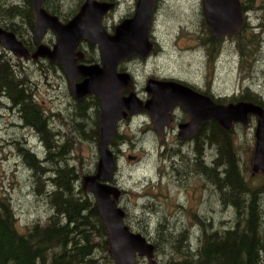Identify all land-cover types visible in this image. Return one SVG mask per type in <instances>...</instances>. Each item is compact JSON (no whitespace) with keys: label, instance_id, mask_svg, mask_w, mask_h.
<instances>
[{"label":"rangeland","instance_id":"rangeland-1","mask_svg":"<svg viewBox=\"0 0 264 264\" xmlns=\"http://www.w3.org/2000/svg\"><path fill=\"white\" fill-rule=\"evenodd\" d=\"M136 1L116 0L117 6L102 21L107 33L112 34L121 20L133 15ZM240 1L244 29L238 38L215 41L218 44L213 50L218 57L212 64L208 58L211 48L205 42L211 36L204 21L201 0H157L149 29L150 41L155 45L154 54L145 61L133 58L134 61L121 65L122 71L134 80L132 92L136 97L143 103L150 99L145 87L152 79L180 82L212 95L214 101L223 100L222 105L240 96H256L264 105V0ZM13 3L21 6L22 0H0V27L9 24L3 9ZM62 3L61 11L69 13L78 0H60V6ZM19 32L25 37L26 26ZM42 43L52 46L54 35L48 31ZM245 45V53L257 54L241 59L239 47ZM81 48L85 50V44ZM85 54L91 61L100 62L99 50L94 53L88 49ZM6 56L15 71H25L30 92L56 135L54 141L69 144L66 161L80 173L82 184L84 177L96 173L97 142L75 131L77 104L64 72L60 66L51 72L45 63L23 61L9 53ZM95 99L91 96L88 100L87 122L94 116L96 119L95 109H92ZM188 117L179 106L174 114L175 121L162 132L164 137L160 140L150 115L143 111L119 123L118 136L122 142L110 148L115 167L110 184L123 191L118 206L126 214L124 224L158 247L153 264H175L183 260L180 254L170 251L169 246L159 243L164 236L165 240L170 234L173 237L180 234L179 239L193 248L202 230L201 223L212 231H224L233 226V210L224 207L213 184L193 170L201 162L210 166L204 156L210 154L211 159H208L213 161L214 151L202 146L200 154L195 153L194 137L179 139L177 136V125L187 123ZM255 125L252 117L248 125L235 124L230 130L241 172L252 184L264 180L263 173L252 171ZM20 148L29 149L42 160L48 156L37 133L25 126L17 111L6 103L0 109V197L10 201L16 229L23 234L36 223L45 224L51 216L45 195L53 189V177L52 173L42 174L37 186L33 172L18 152ZM160 225L165 231L162 236L158 234ZM136 264L149 262L143 257L137 258Z\"/></svg>","mask_w":264,"mask_h":264},{"label":"trees","instance_id":"trees-1","mask_svg":"<svg viewBox=\"0 0 264 264\" xmlns=\"http://www.w3.org/2000/svg\"><path fill=\"white\" fill-rule=\"evenodd\" d=\"M59 2L60 0H45L43 8L60 21L68 22L78 13L84 0H78L75 8L69 13L61 11L64 3L60 6ZM155 2L157 3V0ZM3 11L9 24L1 27L14 33L25 48L33 52L34 18L30 1L22 0L21 6L10 4ZM24 26L27 31L25 37L19 32ZM243 29L234 38H238ZM205 42L211 48L208 58L213 64L218 57L213 49L218 43L211 37ZM239 50L241 59L257 54L245 53L246 45L239 47ZM6 54L0 49V109L6 106V103L10 104V108L17 111L25 126L39 136L48 155L45 160L36 157L29 149L20 148L18 152L33 172L37 186L42 181V174L52 173L53 189L45 195L52 211L51 216L45 224L36 223L23 234L16 229L10 201L0 197V264H114L109 255L107 230L98 212L96 201L82 188L80 173L66 161L70 151L69 144L54 141L56 135L49 128L47 117L45 118L43 110L30 92L29 82L24 76L25 71H15ZM84 59L87 62L91 61L86 54ZM36 63L40 65L45 63L51 72L57 67L60 69L57 63L43 61ZM241 101L264 108L256 96H240L229 103ZM216 102L224 103L223 100ZM96 103L93 104L96 119L95 116L94 119H88L90 124L87 122L88 107L86 109L85 105L78 101L77 117L73 123L78 134L95 138L97 142L98 101ZM94 129L97 132L96 137ZM232 135V132L223 130L214 121L202 124L193 138L195 153H199L202 146H208L214 151L215 159L210 160V154H207L204 158L210 166L201 162L193 170L195 173H201L212 183L219 194L221 204L233 210V226L224 231H212L207 229L205 223H201L202 230L193 248L179 239L180 234L174 237L170 234L166 236V241L165 236L162 237L159 243L163 247L169 246L170 251L177 252L183 258L182 262L175 264H264V180L252 184L243 176ZM120 142L122 138L117 135L114 143ZM163 228L160 225L158 229L161 236L165 232ZM153 246L155 253L158 247Z\"/></svg>","mask_w":264,"mask_h":264},{"label":"water","instance_id":"water-1","mask_svg":"<svg viewBox=\"0 0 264 264\" xmlns=\"http://www.w3.org/2000/svg\"><path fill=\"white\" fill-rule=\"evenodd\" d=\"M44 0H30L34 17V43L30 53L14 33L0 27V47L23 61L38 59L57 63L64 72L72 97L76 100L94 96L100 102V127L97 151L99 159L94 176H86L82 188L96 201L98 212L107 230L109 255L115 264H136L145 258L153 264L154 246L142 235L134 233L124 224L125 212L118 206L119 188L110 184L114 173V159L110 145L117 134L118 122L142 111L150 115L154 131L161 135L170 126V114L180 106L189 116V122L178 126V137L191 139L199 127L214 121L230 131L234 124L247 125L249 117L256 120L253 173L264 174V108L251 102L222 105L210 97L193 91L174 81L148 80L145 91L150 99L144 103L131 92L132 79L117 71L118 65L131 57L146 59L154 50L149 29L155 0H137L130 18L122 20L112 35L102 27L104 17L114 8L110 2L85 0L78 13L67 23L49 14ZM204 21L214 40L234 37L243 27V9L240 0H201ZM54 35L52 48L42 39L47 32ZM96 45L100 51V64H78L83 60L79 45ZM123 90L130 91L123 96Z\"/></svg>","mask_w":264,"mask_h":264},{"label":"flooded vegetation","instance_id":"flooded-vegetation-1","mask_svg":"<svg viewBox=\"0 0 264 264\" xmlns=\"http://www.w3.org/2000/svg\"><path fill=\"white\" fill-rule=\"evenodd\" d=\"M30 1V0H29ZM85 1V0H84ZM98 1V0H97ZM115 1V2H114ZM44 2H45V0L43 1V3H42V7H43V4H44ZM100 2H103V1H100ZM108 2H110V3H113L114 4V8L117 6V3H116V0H108ZM84 3V2H83ZM82 6V5H81ZM113 8V9H114ZM80 9V8H79ZM112 11V10H111ZM110 11V12H111ZM109 12V13H110ZM108 13V14H109ZM107 14V15H108ZM106 15V16H107ZM105 18V17H104ZM71 20V19H70ZM69 20V21H70ZM124 20V19H123ZM68 21V22H69ZM122 21V20H121ZM120 21V22H121ZM61 23H63V24H65V23H67V22H62V21H60ZM116 27V26H115ZM114 27V28H115ZM114 28H113V32H114ZM104 30H105V27L103 28ZM113 32H112V34H113ZM48 33V32H47ZM46 33V34H47ZM109 34V33H108ZM112 34H110V35H112ZM226 38V37H225ZM225 38H222L221 40H214V39H212L213 41H216V42H218V41H223V39H225ZM85 44V46H86V49L85 50H83L82 51V46ZM35 45V44H34ZM154 45V44H153ZM53 46V45H52ZM52 46H49V47H52ZM98 47L96 46V45H90L89 43H86V42H84V43H82L81 45H80V47H79V51H81L84 55H85V53H87L88 52V49H91V50H94V53L96 52L97 53V50H99V49H97ZM36 50V45L34 46V49H33V52ZM154 51H155V45H154ZM33 52H31V53H33ZM99 53H100V51H99ZM151 54H154V53H151ZM149 57V56H148ZM133 58H134V60L136 59V60H142V61H145L146 59H140V58H138V57H136V56H134V57H131V58H129V59H126V60H124L123 62H121L119 65H118V68H117V71L118 72H120V73H126V72H124V71H122L123 69L121 68V65L123 64V63H126V62H131L132 60H133ZM133 60V61H134ZM100 62H101V60H100ZM100 62L98 61V63H96V62H94V61H90V62H87V61H85V59H84V57H83V60H81V62H78V64H85V65H92V64H100ZM128 74V73H127ZM131 77V76H130ZM131 79H132V89H133V86H134V80H133V78L131 77ZM180 83V82H179ZM182 84V83H181ZM184 86H186V85H184ZM187 87H188V85H187ZM189 88H191L193 91H195V92H198V91H196L195 89H193L192 87H190L189 86ZM130 91H132V90H130ZM130 91H128V90H123V96H127L128 94H129V92ZM198 93H200V92H198ZM201 94H203V95H205V96H208V97H210L212 100H213V97H212V95H210V94H208V95H206L205 93H201ZM91 98V95L90 96H86V97H84V98H82V99H79V100H75L74 99V101H79V102H81V103H83V104H85V107H86V109H87V107L89 106L87 103H88V100ZM217 100V99H216ZM95 101V100H94ZM96 101H98V112H97V116H98V125H97V128H98V132H99V127H100V109H101V107H100V102H99V100L96 98ZM96 101H95V103H96ZM77 102H75L76 104H77ZM94 103V104H95ZM97 104V103H96ZM94 107L92 106V109H93ZM178 108H179V106H177V107H175L174 109H173V111L171 112V114H170V117H171V124H173V122L175 121V120H173V118H174V114H175V112H176V110H178ZM143 112V111H142ZM95 114H96V110H95ZM138 115V114H137ZM54 117V116H53ZM133 117V116H132ZM132 117H129L127 120H125V121H128V120H130ZM188 119H189V117H188ZM121 122H123V121H121ZM189 122V121H188ZM119 123L120 122H118V124H117V127H116V129H117V134H116V136L118 135V125H119ZM171 124H170V126H171ZM185 124V123H184ZM179 125H181V124H178L177 125V128H178V126ZM170 126H168V127H170ZM200 128V127H199ZM153 129H154V126H153ZM165 130H167V127L163 130V132L165 131ZM199 130V129H198ZM198 132V131H197ZM157 134V133H156ZM158 135V137H159V139L160 140H162V138L164 137V134L162 135H159V134H157ZM178 136V135H177ZM179 139H185V138H180L179 137ZM191 143H192V140L190 141ZM114 141L111 143V145H110V148L111 147H114L115 145H116V143H114ZM123 196V191L121 192V197Z\"/></svg>","mask_w":264,"mask_h":264}]
</instances>
